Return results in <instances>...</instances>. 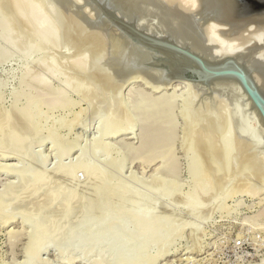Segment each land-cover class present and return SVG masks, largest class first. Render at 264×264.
<instances>
[{
	"label": "rangeland",
	"instance_id": "obj_1",
	"mask_svg": "<svg viewBox=\"0 0 264 264\" xmlns=\"http://www.w3.org/2000/svg\"><path fill=\"white\" fill-rule=\"evenodd\" d=\"M87 1L89 0H32V3L36 4H33L34 7L41 8L42 11L38 14L40 10L36 8V11L39 10L36 16L42 18L36 20H45L48 25V31L41 41V30L31 24V12L25 10L23 17L13 13L20 0H0V130H4L3 134L0 131V166L3 164L6 168H3V165L0 167V193L3 191L0 200L2 203L5 199L6 202L3 201V206L0 203L5 210L0 206V212L4 213L0 214V264H264V135H257V127L250 121L249 125L245 123L241 128L236 120L229 117L228 112L225 113L226 110L219 111L220 113H217L218 110L214 111L210 102L201 101L208 95L206 92L205 95L202 92L197 94L195 90H189L188 86L183 85L177 87L175 92L172 89L159 92L151 90L152 84H149L147 79L140 77L147 84L139 78L126 81L127 75L125 76L123 69L112 60L111 45H108L110 42L106 43L109 41L108 37L106 38L107 31L97 20L100 15L98 8L94 6L97 10L95 11L94 7H88ZM5 19L9 21L3 24ZM27 21L33 28L29 25V29ZM102 31L106 35H103ZM32 77L39 80L36 79L35 82ZM148 91L151 92L148 96H167L166 93L169 95L172 92L175 93L174 97L176 95V104H173L176 106H173L172 110L174 114L171 113L174 116H170L176 118H170L174 122L166 121L169 125L174 123V126L168 125L173 127V139H169H172L169 147L173 150L169 148L172 152L166 151L169 155L165 156L161 155L165 153L162 148L165 142L161 147L164 152L159 149L161 145L157 146L160 154L155 152L153 155L157 154L158 159L150 158L152 155L148 156V153L140 148L144 134L147 136V129H151L156 123L153 120L151 123L148 121L151 119L148 117L150 106L146 107L142 103L145 101L143 99L147 98ZM187 92L190 95H187ZM38 99L46 102L40 107V112L36 110L40 113L37 118H41L37 131L38 127L35 129V126L25 125L26 120L20 111L26 103L29 105ZM33 104L29 105L30 108ZM60 105H63V108ZM146 109H149V112ZM42 112H46V115L41 114ZM77 112H80L79 115H74ZM67 118L70 127L64 123ZM127 121H130V124ZM16 122L18 123L15 126ZM61 122L65 124L63 127ZM160 123L162 122L158 124ZM48 126H51V130ZM168 126L163 128V133L156 131L151 134L154 141H160L161 136L168 135ZM52 127L57 131V139V134L54 136L53 133L55 130L51 133ZM253 128H256L255 131ZM117 130L121 132L112 136L111 131ZM60 133L62 135H59ZM204 134L208 136L207 139ZM14 135H18L17 140ZM187 141L191 142L190 148ZM225 144L230 145L226 151L230 152L228 155L230 165L232 164L229 165V171H219L217 179L214 180L215 184L208 186V189L203 181L198 186H202V190L196 188L193 178L192 182L190 180L192 175L188 165L192 156L188 155L192 152L194 156L195 152H198L195 157L204 159L206 151L211 150L212 157L219 162L223 160V153L228 148ZM166 145L168 144L165 143ZM193 145L198 147L194 146L197 150L195 152ZM7 146L9 152L4 151ZM127 146L132 148V151ZM14 150L18 152L15 153ZM141 152L149 157L147 161L145 160L148 157L141 155ZM161 156L165 157V160H161ZM225 156L229 158L227 153ZM176 157L178 159H175ZM169 158L173 159V162ZM166 159L172 164L168 166ZM77 161L82 166L78 165ZM175 164L179 167H175ZM13 167L16 168L15 171ZM169 170L172 172H168ZM63 171L71 175L68 176ZM40 175H43V179ZM12 181L17 187L11 185V190L7 185ZM172 182L176 183L172 184L175 185L174 189L169 188ZM103 183L104 187L111 191L106 189L108 194L112 193L113 196L116 190L125 194L122 195L128 201L124 200L123 207L118 204V209L111 205V199L108 198L112 196L108 194L105 196L107 200L105 197L103 200L96 199V192ZM96 187H99L97 191ZM115 187L116 189H113ZM190 189H193L197 196H194L192 191L189 193ZM22 193H25L26 198ZM97 203H100L99 206ZM102 205H106V208L99 210ZM3 218H6L5 221ZM15 230L20 232L15 237L17 240L14 237L9 239L8 234ZM33 235L34 240L31 238ZM31 250L37 253L33 254Z\"/></svg>",
	"mask_w": 264,
	"mask_h": 264
},
{
	"label": "bare ground",
	"instance_id": "obj_2",
	"mask_svg": "<svg viewBox=\"0 0 264 264\" xmlns=\"http://www.w3.org/2000/svg\"><path fill=\"white\" fill-rule=\"evenodd\" d=\"M85 2V0H84ZM98 2L109 12L111 13L117 20H124L126 23L124 22H120L122 24H125V25H129V26H135L136 28H138L140 31L144 32V33H147L149 35H152V36H157L159 38H163V39H166L168 41H172L173 43H176L177 45L181 46V47H185V48H188L190 51L194 52V53H197L199 56H202L203 59H205L207 62H210V61H216V60H222L224 59L225 57H228V56H234L235 58H237L239 61L243 62L249 69H251V72H252V75L255 79V81L258 83V85L264 90V12H261V13H258V14H255V15H251V16H242L240 15L239 13V10L236 6H234V3H233V0H98ZM88 7H94L96 6V8H98V23L100 25H103V28L105 29V31H107L106 33L108 34V36H106V38L108 37L109 41H106L108 39H106V43L107 42H110L108 43V45L110 44L111 45V49H112V60L118 65L119 68L123 69V74H125L126 78L125 80L126 81H129L130 79L132 80H135V78H139L141 80V78H144V79H147L149 82V84H152V87L153 89L151 90H155V91H159V90H171L175 92V90L177 89V87H185V86H188L187 88H191L193 90L196 91L197 94L199 93H203L206 92V94L208 93L207 96L203 97L201 101H206V102H210L211 103V107L212 109L215 111V110H218L217 113L220 111L223 112V110L226 112L229 113V117L233 118L234 120H236V122L238 123V125H240L241 128H243V126H245L246 124L245 123H248L249 121L252 122L253 124H255L257 127V130L259 133H257V135H259L260 133H262L264 135V127L261 125L260 121H259V118L257 117L256 115V112L253 110L252 106H250L249 102L246 100L245 96L243 95L241 89L238 87L237 83L235 81H216L214 83V85L212 86V88L210 90H208L205 86H201V85H197V84H194L192 81L188 80V79H182V80H176V78L178 77H182L183 74H181L180 72H178L176 69H174L172 66H170L161 56L157 55L156 53L148 50L147 48L143 47L142 45L138 44L137 42H135L126 32L120 30L111 20L107 19L106 17H104V14H103V11L102 9L93 4L92 2L90 1H87L86 2ZM35 4L32 3V0H20V4L19 6L17 7L16 5V10L15 12L13 11V13H15V15H17L18 17H23L24 15V11L27 10L29 12H31V16L30 17V21H31V24L33 27H37L39 28V30H41V35L39 37H36V38H39V40L41 39V41L44 39L45 37V34L47 33L48 31V25H47V22L45 20H42V21H37L40 19V17L36 16V12H38L40 9L38 7L39 10L36 11V8L34 7ZM14 8V9H15ZM95 8V7H94ZM95 8V11H97ZM92 9V8H91ZM94 10V9H92ZM26 11V12H27ZM25 12V13H26ZM42 12L41 10L38 12V14ZM95 13V12H94ZM30 14V13H29ZM41 14V13H40ZM97 14V13H96ZM28 15V14H27ZM43 15V14H42ZM41 16V15H40ZM97 16V15H96ZM42 17V16H41ZM29 19V18H28ZM37 19V20H36ZM42 19V18H41ZM40 19V20H41ZM4 21V20H3ZM2 21V22H3ZM9 20L5 19L4 23L3 24H6V22H8ZM28 22V21H27ZM29 23V22H28ZM30 23L28 24V27H29ZM31 26V25H30ZM31 26V27H32ZM105 26V27H104ZM31 27H29V29H31ZM32 27V28H33ZM100 28H102L100 26ZM102 30V29H101ZM115 32V34H114ZM103 33V31H102ZM105 33H103L104 35ZM106 35V34H105ZM77 37V36H76ZM82 39V38H81ZM89 40H92V39H89ZM96 40V39H94ZM92 40V41H94ZM37 41V40H36ZM87 41V40H86ZM40 42V41H39ZM76 42V41H75ZM80 42V41H79ZM82 42V41H81ZM84 42V41H83ZM90 43V41H88ZM97 42V41H95ZM84 44V43H83ZM93 44V43H92ZM96 44V43H95ZM106 45V44H105ZM108 48V46H107ZM99 49V48H98ZM109 49V48H108ZM111 49H110V52H111ZM100 55V54H99ZM106 76V75H105ZM141 77V78H140ZM32 77V80L35 81L37 78H34ZM134 78V79H133ZM144 79L141 80L144 82ZM39 80V79H37ZM37 80L35 82H37ZM43 81V80H42ZM108 81V80H107ZM137 81V80H136ZM40 83H42L40 81ZM39 83V84H40ZM106 83V82H105ZM121 83V82H119ZM122 83H124V81H122ZM145 83V82H144ZM147 84V82L145 83ZM149 84H148V87H149ZM46 85V84H45ZM44 85V86H45ZM125 85V84H124ZM183 85V86H182ZM37 86V85H36ZM39 87V86H37ZM122 88V87H121ZM120 88V89H121ZM104 90V88H102ZM181 89V88H180ZM189 89V90H191ZM150 90V91H151ZM106 91V90H105ZM187 91V90H185ZM120 92V91H119ZM147 92V91H145ZM160 92V91H159ZM151 93V92H150ZM149 91H148V94H146L147 98L145 97V101H141L143 103L144 106L148 107L150 106V115L149 113L147 114L148 117H151L150 120V123H151V120L153 121H156V123L158 122H162L160 124L157 123H154V127L152 126L151 129H147L146 133H147V136H145L144 134V137L142 138L143 140H141V150L143 152H145L146 154L148 153V156L149 155H152L150 156V158H156L158 159L156 156H158L157 154H160V150L163 148L165 150V153H161V155L165 154L166 155H169L168 152L166 151H169L170 153L172 151H170V148L169 145L171 146V141H172V128L173 127H169L170 125L171 126H174V123L173 124H170V121H173L171 120L170 118H176V117H170V116H174V115H171L172 113V110H174V107L173 106H176V105H173V104H176L175 100H176V95L174 97V94L173 92L171 94L168 95V93H165L167 94V96L165 94H161L159 96H148L150 95ZM153 93V92H152ZM155 93V92H154ZM157 93V92H156ZM170 93V92H169ZM192 93V92H191ZM201 93V94H202ZM194 94V93H192ZM196 94V95H197ZM114 95V94H113ZM152 95V94H151ZM187 95H190L188 94L187 92ZM195 95V96H196ZM115 96V95H114ZM177 96H179L177 94ZM192 96V95H191ZM198 96V95H197ZM143 97V96H142ZM202 97V96H201ZM117 98V97H116ZM142 99V98H141ZM35 102V101H34ZM33 102V103H34ZM46 102L45 100L43 101V99H38L34 104H33V107L30 108V106H32V104L29 106V105H26L28 103L25 104V106L21 107V111L20 113L24 116V120H26L25 122V125L26 126H30L32 125L31 127H34L35 129L38 127V124H39V120L41 119L40 116L39 118H37L38 115H40V113L38 114L37 112L41 111L42 108H40L42 106V104ZM51 102V101H50ZM49 102V103H50ZM71 105V102L68 101ZM175 102V103H173ZM48 103V105H49ZM141 103V104H142ZM68 104V103H67ZM139 104V105H141ZM44 105H47V104H44ZM47 105V106H48ZM66 105V103H65ZM55 106V105H54ZM57 106V105H56ZM61 107L63 105H60ZM178 106V105H177ZM185 106V105H184ZM46 107V106H45ZM65 107V106H64ZM69 107V105L67 106ZM138 107V106H137ZM142 107V105L140 106ZM145 107V108H146ZM40 108V109H39ZM48 108V107H46ZM51 108H53V106L51 105ZM56 108V107H55ZM63 108V107H62ZM61 108V109H62ZM123 108V107H122ZM143 108V109H145ZM181 108V107H180ZM186 108V107H185ZM34 111H32V110ZM49 109V108H48ZM60 109V108H59ZM38 110V111H36ZM52 110V109H51ZM54 110V109H53ZM63 110V109H62ZM70 110V109H69ZM82 110V109H81ZM82 111H85V110H82ZM123 111V110H122ZM145 111V110H144ZM184 111V110H183ZM182 111V112H183ZM212 111V110H211ZM213 111V112H214ZM51 112V111H50ZM69 113L71 112H74V111H68ZM180 112V111H179ZM185 113L187 112V109H185L184 111ZM219 112V113H220ZM46 113V112H45ZM45 113H41V114H45ZM68 113V114H69ZM76 113V112H75ZM80 113V112H79ZM79 113L77 112V114H74V115H79ZM125 114V112H123ZM227 113V114H228ZM19 114V112H18ZM55 114V113H54ZM128 114V113H126ZM174 114V113H172ZM178 114V113H177ZM182 114V113H181ZM192 114V113H190ZM22 115L19 114V116L22 117ZM46 115V114H45ZM45 115L43 117H45ZM52 115V113H51ZM67 115V113H66ZM121 115V114H120ZM123 115V114H122ZM186 115V114H185ZM188 115V114H187ZM186 115V116H187ZM219 114H217L218 116ZM1 116V115H0ZM3 116V115H2ZM56 116V115H55ZM62 116V114H61ZM116 116V115H115ZM114 116V117H115ZM119 115H117L118 117ZM181 116V115H180ZM183 116V115H182ZM181 116V117H182ZM190 116V115H189ZM18 117V116H17ZM48 117V116H46ZM50 117V116H49ZM53 115L51 116V119ZM57 117V116H56ZM110 117V116H109ZM108 117V118H109ZM129 117V115H128ZM228 117V116H227ZM19 118V117H18ZM37 118V119H36ZM60 118V117H59ZM111 118V117H110ZM120 118V117H119ZM123 118V117H122ZM127 118V117H126ZM145 118V117H144ZM189 117H187L188 119ZM230 118V119H231ZM2 119V117H0V120ZM20 119V118H19ZM43 119V118H42ZM48 119V118H47ZM71 119V118H69ZM73 119V117H72ZM71 119V120H72ZM184 119V118H182ZM191 119V118H190ZM190 119L188 122H190ZM192 119H194V117H192ZM191 119V120H192ZM227 119V118H226ZM229 119V118H228ZM227 119V120H228ZM18 120V119H17ZM15 120V121H17ZM37 120V121H36ZM70 120V121H71ZM74 120V119H73ZM109 120V119H108ZM111 120H116V119H111ZM119 120V119H118ZM125 120V119H124ZM128 120V119H127ZM170 120V121H169ZM176 120V119H175ZM199 120V119H198ZM226 120V121H227ZM4 121V120H3ZM13 121V122H15ZM43 121H45L43 119ZM53 121V120H52ZM56 121V120H54ZM53 121V122H54ZM58 121V120H57ZM60 121V120H59ZM107 121V120H106ZM117 121V120H116ZM146 121V120H145ZM169 122L167 124V122ZM2 122V121H1ZM8 122V121H7ZM12 122V121H11ZM38 122V123H37ZM51 122V121H50ZM119 122V121H118ZM123 122V121H122ZM128 122V121H127ZM126 122V123H127ZM174 122V121H173ZM186 122V121H185ZM193 122V121H192ZM196 122V120H195ZM194 122V123H195ZM3 123V122H2ZM18 122L15 123V126ZM57 123V122H56ZM62 123V122H61ZM64 123L67 125L69 124V120L68 118L64 121ZM70 123H73V122H70ZM106 123V122H105ZM110 123V122H109ZM109 123H107L109 125ZM115 123V121H114ZM130 124V121L128 122ZM166 123L167 126L170 128V132L168 133L167 136H164L163 137L161 136V140L160 141H154V139L151 137V134L154 133V132H159V133H163L164 130L163 128L165 129V127L167 128V126L164 124ZM176 123V121H175ZM227 123H230V122H226ZM232 123V122H231ZM4 124V123H3ZM11 124H14V123H11ZM44 124V123H43ZM46 124V123H45ZM51 124V123H50ZM63 124V123H62ZM61 124V125H62ZM63 124L62 127L65 125ZM106 124V125H107ZM120 124V123H119ZM122 124V123H121ZM187 124V123H186ZM189 124V123H188ZM251 124V123H250ZM8 125V123H7ZM24 125V124H23ZM37 125V126H36ZM42 123H40V127H41ZM53 125V124H52ZM59 124H57L58 126ZM60 125V127H61ZM70 125V124H69ZM68 125V126H69ZM105 125V127H106ZM110 129H112V121H111V124H110ZM115 125V124H114ZM176 125L175 124V128H176ZM198 125V124H197ZM249 125V123L247 124ZM5 126V125H4ZM14 126V125H13ZM18 126V125H17ZM56 126V127H57ZM71 126V125H70ZM69 126V127H70ZM117 126V125H116ZM115 126V128H116ZM130 126V125H128ZM188 126V125H187ZM186 126V127H187ZM9 127V126H7ZM11 127V126H10ZM25 127V126H24ZM51 127V126H50ZM49 126L47 128H50ZM150 127V126H149ZM195 127V126H194ZM229 127V125H228ZM227 127V128H228ZM5 128V127H4ZM19 128V127H17ZM16 128V129H17ZM29 130L30 127H28ZM54 127H52V131L51 133L55 130H53ZM59 128V127H58ZM67 128V127H65ZM109 128V126H108ZM108 128L107 131H108ZM114 128V129H115ZM119 128V127H118ZM129 128V127H128ZM189 128V127H188ZM187 128V129H188ZM10 129V128H9ZM61 129V128H59ZM193 129V128H192ZM254 129V128H253ZM256 129V128H255ZM254 129V131H255ZM18 130V129H17ZM33 130V128H32ZM31 130V131H32ZM39 130V127L37 129V131ZM41 130V129H40ZM45 130V129H43ZM51 130V128H50ZM62 130V129H61ZM105 130V129H104ZM122 130V129H121ZM121 130H117L116 132L114 131H111L112 132V136L114 135H118ZM163 130V131H162ZM168 130V129H167ZM166 130V131H167ZM174 130V129H173ZM256 130V131H257ZM1 131V130H0ZM14 131V130H13ZM35 130V132H37ZM48 131V130H47ZM56 131V130H55ZM53 132L55 133L54 136L57 134V131L56 132ZM128 131V129H127ZM165 131V132H166ZM193 131V130H192ZM195 131V129H194ZM4 130L1 131V134H3ZM15 132V131H14ZM20 132V130H19ZM18 132V133H19ZM69 132V131H68ZM123 132H126V131H122ZM174 132V131H173ZM190 132V131H188ZM17 133V132H16ZM17 133V134H18ZM21 133V132H20ZM39 133V132H38ZM37 133V134H38ZM66 133V132H65ZM109 133V132H107ZM145 133V132H144ZM176 133V131H175ZM183 133H185L183 131ZM191 133V132H190ZM194 133V132H192ZM5 134V133H4ZM12 134V133H11ZM47 134V132H46ZM111 134V133H110ZM7 135V134H6ZM21 135V134H20ZM19 135V136H20ZM52 136V134H50ZM59 135H62L61 133ZM107 135V134H106ZM122 135V134H121ZM182 135V134H181ZM184 135V134H183ZM1 136V135H0ZM9 136V134H8ZM16 136V135H14ZM13 136V137H14ZM22 136V135H21ZM50 136V137H51ZM52 136V137H54ZM66 136V135H65ZM64 136V137H65ZM193 136H195V133L193 134ZM205 136V134H204ZM261 136V134H260ZM5 137V136H4ZM11 137V138H13ZM17 137L18 135L14 138L15 140H17ZM58 137V134L56 136L55 139H57ZM62 137V136H60ZM175 137V136H174ZM182 137V136H181ZM180 137V138H181ZM190 137V136H189ZM192 137V136H191ZM202 137V136H201ZM206 137V136H205ZM264 137V136H263ZM3 138V137H2ZM6 138V137H5ZM21 137H19L20 139ZM170 138H172L171 140H169ZM177 138V136L175 137ZM179 138V137H178ZM179 138V139H180ZM186 138V137H185ZM208 138V136L206 137V139ZM262 138V137H261ZM18 139V140H19ZM61 139V138H60ZM64 139V138H63ZM193 139V138H192ZM211 139V138H210ZM264 139V138H263ZM1 140V139H0ZM3 140V139H2ZM65 140V139H64ZM187 140V139H186ZM190 140V138H189ZM204 140V139H203ZM21 141V139H20ZM192 141V140H191ZM194 141L196 142L195 138H194ZM210 141V140H209ZM263 141V140H262ZM1 142V141H0ZM5 142V141H4ZM9 142V140H8ZM12 142V141H11ZM168 144L165 146V143ZM169 142V143H168ZM173 142H175L173 140ZM179 142V141H178ZM189 142V145L188 147L190 148L192 145L190 144L191 142L190 141H187ZM193 142V141H192ZM203 142V141H202ZM207 142V141H206ZM225 142V141H224ZM13 143V142H12ZM19 141H18V145H19ZM122 143V142H121ZM158 143V144H157ZM164 143V147H162ZM194 143V142H193ZM210 143V142H209ZM223 143V142H222ZM228 143V142H227ZM4 144V143H3ZM8 144V143H7ZM15 144V143H14ZM63 144V143H62ZM66 144V143H65ZM69 144V143H68ZM195 144V143H194ZM206 144V143H205ZM263 144H264V141H263ZM11 145V144H10ZM9 145V146H10ZM17 145V143H16ZM119 145V144H118ZM161 145V146H160ZM173 145V144H172ZM179 145V144H178ZM181 145V144H180ZM228 145V146H226ZM14 146V145H12ZM11 148H14L12 147ZM20 146V145H19ZM64 146V145H63ZM62 146V147H63ZM68 146V145H66ZM72 146V145H71ZM108 146V145H107ZM129 146V145H128ZM127 146V148H128ZM157 146L159 147L160 146V150H157ZM174 146V145H173ZM185 146V144H184ZM197 145H193V147ZM227 148V150H225L224 148V153H223V160L217 162L216 158H214V156L212 157L211 155V150H208L206 151V153L202 154L203 157H205L204 159L202 157H195L196 154L198 152H195L197 150H195L196 148L194 147L193 151L196 153L192 154L191 152V155H188L187 154V151L189 149H186V154L190 157L192 156V158L189 159V169H190V173L192 175V177H190V180L192 182V179L193 178V183H194V186H196V188H198V186L200 185L201 181H203L202 183H206V189H208V186L210 187L212 184H215L214 180L217 179V176H218V173L219 171H226V169L228 170L230 167V156L228 155L230 152H226L228 151L229 149V144H225ZM70 147V146H69ZM162 147V148H161ZM168 147V149H166ZM181 147V146H180ZM192 147V148H193ZM203 147V146H202ZM208 149L210 148V144H208ZM213 147V146H212ZM7 148V149H6ZM5 148L4 151H8V146ZM16 148V147H15ZM19 148V147H18ZM74 148V147H73ZM109 148V147H108ZM126 148V147H125ZM134 148V147H133ZM155 148V149H154ZM170 148V149H169ZM185 148V147H184ZM214 148V147H213ZM264 148V147H263ZM262 148V149H263ZM66 149V148H64ZM63 149V150H64ZM72 149V148H71ZM129 149V148H128ZM212 149V148H211ZM231 149V147H230ZM10 150H13V149H10ZM17 150V148H16ZM16 150H14L13 152H15ZM22 150V149H21ZM20 150V152H21ZM62 150V149H60ZM67 150H69V148H67ZM130 151H132V148L129 149ZM134 150V149H133ZM156 150V151H155ZM164 150H161V152ZM173 150V148H172ZM185 150V149H184ZM183 150V151H184ZM192 150V149H191ZM72 151V150H71ZM205 151V150H204ZM232 151V149H231ZM263 151V150H262ZM9 152V151H8ZM12 152V151H11ZM18 152V151H17ZM15 152V153H17ZM112 152V151H111ZM155 152H157V154H155V156L153 155ZM159 152V153H158ZM190 152V151H189ZM193 152V153H194ZM201 152V151H199ZM213 152V151H212ZM62 153V151H61ZM66 153V152H65ZM142 153V152H141ZM168 153V154H166ZM174 153V152H173ZM227 153V156L226 155ZM5 154V153H4ZM9 154V153H8ZM11 154V153H10ZM68 154V153H66ZM146 154L145 157H148ZM185 154V155H186ZM199 154V153H198ZM249 154V153H247ZM264 154V152L262 153ZM64 155V153H63ZM143 155V153L141 154ZM143 155V156H144ZM183 155V154H182ZM258 155V154H257ZM4 156V155H3ZM7 156V155H6ZM160 156V155H159ZM174 156V155H172ZM187 156V157H188ZM199 156V155H198ZM144 157V158H145ZM163 157V156H161ZM168 157V156H167ZM171 157V156H170ZM178 157V156H177ZM175 158V159H178V158ZM263 158V156H260ZM13 158V157H12ZM83 158V157H82ZM143 158V157H142ZM160 158V157H159ZM165 157L161 158V160H163ZM173 158V157H172ZM79 159V158H78ZM149 159V157L145 160L147 161ZM170 160H172L171 162H173V159L169 158ZM168 159V160H169ZM80 161H82V159H79ZM85 159H83L84 161ZM160 160V159H159ZM165 160V159H164ZM191 160V161H190ZM252 160V159H251ZM151 161V159L149 160ZM167 161V159H166ZM165 161V162H166ZM175 161V160H174ZM249 161V160H248ZM255 161V160H253ZM263 161V160H262ZM79 161H77L78 163ZM86 161H84V164ZM164 162V163H165ZM168 162V161H167ZM166 162V163H167ZM170 162V161H169ZM168 162V163H169ZM178 162V160H177ZM176 162V163H177ZM149 163V162H148ZM152 163V162H150ZM175 163V162H174ZM249 163V162H248ZM6 164V163H5ZM162 164V163H161ZM160 164V166H161ZM172 164V163H171ZM170 163L167 164L168 166L171 165ZM247 164V163H246ZM3 165V164H2ZM1 165V166H2ZM10 165V164H9ZM78 165H80L78 163ZM166 165V164H165ZM176 165L178 164H175V167ZM232 165V164H231ZM230 165V166H231ZM249 165V164H248ZM0 166V167H1ZM6 166V165H5ZM8 166V165H7ZM6 166V167H7ZM12 166V165H11ZM63 166V165H62ZM65 166V165H64ZM68 166V165H66ZM77 166V164H76ZM82 166V164L80 165ZM85 166V165H84ZM174 166V164H173ZM246 166V165H245ZM251 166V165H250ZM254 166V165H253ZM18 167V166H17ZM78 167V166H77ZM171 167V166H170ZM179 167V165H178ZM3 168L4 165H3ZM9 168V167H8ZM11 168V167H10ZM15 168V167H13ZM76 168V167H75ZM80 168V167H79ZM159 168V166H158ZM169 168V167H168ZM260 168V167H259ZM6 169V168H5ZM64 170V168H61ZM67 169V168H66ZM165 169V168H164ZM173 169V168H172ZM179 169V168H178ZM188 169V167H187ZM186 169V170H187ZM188 169V170H189ZM251 169V168H249ZM253 169V168H252ZM261 169V168H260ZM14 171L16 170L13 169ZM19 170V169H18ZM24 170V169H23ZM59 170V168H58ZM75 170V169H74ZM72 168V171L73 173H75ZM175 170V169H174ZM259 170V169H258ZM28 171V170H27ZM26 171V173H27ZM61 171V170H60ZM99 171V170H97ZM229 171V170H228ZM261 171V170H260ZM259 171V172H260ZM8 172V171H7ZM12 172V171H11ZM19 172H21L19 170ZM23 172V171H22ZM25 172V171H24ZM37 172V171H36ZM35 172V174H36ZM57 172V171H56ZM62 172V171H61ZM60 172V173H61ZM67 172V170H66ZM63 171V173H66ZM95 172V171H94ZM170 172V170L168 171ZM172 172V171H171ZM170 172V173H171ZM176 172V171H174ZM10 173V172H9ZM42 173V172H41ZM51 173V172H50ZM59 173V172H58ZM70 173V171H69ZM188 173V172H187ZM189 173V174H190ZM227 173V172H226ZM255 173V172H254ZM19 174V173H18ZM24 174V173H22ZM34 174V175H35ZM38 174V172H37ZM54 174V173H53ZM67 174V173H66ZM65 174V175H66ZM173 174V173H172ZM188 174V175H189ZM256 174V173H255ZM263 174V172H262ZM21 175V174H20ZM19 175V176H20ZM51 175V174H50ZM68 175V174H67ZM66 175V176H67ZM71 175V174H69ZM68 175V176H69ZM16 176V175H15ZM37 176V175H36ZM41 176V175H40ZM172 176V175H171ZM175 176H176V173H175ZM257 176V175H256ZM259 176V174H258ZM257 176V178H258ZM263 176V175H262ZM18 177V176H16ZM21 177V176H20ZM19 177V178H20ZM26 177V176H25ZM48 177V176H47ZM71 177V176H70ZM76 177V176H75ZM18 178V179H19ZM24 178V176H23ZM37 178V177H36ZM41 178L43 179V175L41 176ZM45 178V177H44ZM72 178V177H71ZM74 178V176H73ZM22 180V178H20ZM76 179V178H75ZM26 180V179H25ZM29 180V179H28ZM38 180V179H37ZM36 180V181H37ZM45 180V179H44ZM43 180V181H44ZM189 180V181H190ZM260 180V179H259ZM10 181V180H9ZM20 181V180H19ZM33 181V180H32ZM30 180V182H32ZM73 181V180H72ZM24 182V181H23ZM29 182V181H27ZM74 182V181H73ZM72 182V183H73ZM214 182V183H213ZM217 182V181H216ZM9 184V182H7ZM40 183V182H39ZM174 182H172L170 184V189H174L173 186L175 185H172ZM192 183V184H193ZM30 184V183H29ZM35 184V183H34ZM37 184V182H36ZM100 184V182H99ZM104 184V183H103ZM176 184V183H174ZM11 185H13L14 187L16 185L13 184V181L12 183H10V185H7L8 187H10ZM107 185V184H106ZM217 185V184H216ZM33 186V184L31 185ZM98 186V185H97ZM101 186V185H100ZM99 186V187H100ZM104 185H102V187H96V191L98 189V191L96 192V199H100V200H103V198L105 196H107L108 194V191H106V189H108L107 187H104ZM110 186V185H108ZM115 186V185H114ZM179 186V185H178ZM177 186V187H178ZM193 186V187H194ZM218 186V185H217ZM6 187V188H8ZM17 187V186H16ZM29 187V186H28ZM35 186H33L34 188ZM104 187V188H103ZM111 187V186H110ZM192 187V186H191ZM202 187V186H201ZM199 187L198 189H201L202 188ZM216 187V186H215ZM6 188H4L6 190ZM11 190H12V187H10ZM19 188V187H18ZM21 188V187H20ZM23 188V187H22ZM3 189V190H4ZM14 189V188H13ZM24 189V188H23ZM32 189V188H31ZM36 189V188H35ZM112 189V188H111ZM113 189H116L113 188ZM168 189V190H170ZM204 189V188H203ZM8 190V189H7ZM10 190V189H9ZM16 190V189H15ZM20 190V189H19ZM18 190V191H19ZM109 190V189H108ZM193 190V189H192ZM190 189L189 193L192 191ZM197 190V189H196ZM14 191V190H13ZM22 191V190H21ZM24 191V190H23ZM115 191V190H114ZM117 191V190H116ZM113 192V196H112V193L108 194V195H111L112 198H108L110 200V204L113 205L114 207H118V204H121L124 202V200L126 199L125 197H123V192L121 193H118L117 192ZM200 191V190H199ZM206 191V190H205ZM3 191H1L2 193ZM5 193H7L6 191H4ZM35 192V190H34ZM109 192H111L109 190ZM198 192V191H197ZM250 192V191H249ZM0 193V194H1ZM10 193V192H9ZM8 193V194H9ZM193 193V191L191 192ZM6 194V195H8ZM23 196L25 193H22ZM21 194V195H22ZM30 194V192L28 193ZM32 194V193H31ZM95 194V193H94ZM123 194V195H122ZM187 196L188 194L185 193ZM194 194V193H193ZM191 194V195H193ZM196 194V193H195ZM194 194V196H195ZM199 194V193H198ZM201 194V193H200ZM5 195V196H6ZM12 195H15V194H12ZM11 195V196H12ZM34 195V194H32ZM95 195V196H96ZM3 196H4V193H3ZM10 196V195H8ZM26 196V195H25ZM24 196V198H26ZM94 196V195H93ZM94 196V197H95ZM193 196V197H194ZM197 196V194H196ZM254 196V195H252ZM258 196V194H257ZM19 197V196H18ZM29 197V196H27ZM31 197V196H30ZM48 197V196H47ZM109 197V196H108ZM2 198V197H1ZM0 198V199H1ZM16 198V197H15ZM33 198V197H31ZM107 197H105L106 199ZM140 198V196H139ZM201 198V197H200ZM4 199V197H3ZM14 199V198H13ZM20 199H21V196H20ZM23 199V198H22ZM30 199V198H29ZM128 199V198H127ZM193 199V198H192ZM2 200V199H1ZM1 200H0V203H1ZM5 200V199H4ZM3 200V201H4ZM9 200V198H8ZM7 200V201H8ZM43 200V199H42ZM41 200V202H42ZM50 200V198H49ZM97 200V202H98ZM107 200V199H106ZM105 200V201H106ZM143 200V199H142ZM190 200V199H189ZM196 200H198V197L196 198ZM2 201V203H3ZM25 201V200H24ZM37 201V200H35ZM39 201V200H38ZM46 201V200H44ZM43 201V202H44ZM128 201V200H125V202ZM195 201V199H194ZM5 202V201H4ZM31 202V201H29ZM28 202V203H29ZM51 202V201H50ZM107 202V201H106ZM1 203V204H2ZM6 203V202H5ZM16 203V202H15ZM194 203V202H193ZM4 204V203H3ZM2 204V206H3ZM12 204V202H11ZM21 204V203H20ZM40 204V203H39ZM98 204V203H97ZM100 204V203H99ZM99 204L97 206H99ZM101 204H102V201H101ZM196 204V202H195ZM193 204V205H195ZM7 205H9V203H7ZM6 205V206H7ZM16 205V204H15ZM29 205H31V203H29ZM37 205V204H36ZM104 205V204H103ZM100 206V209L98 207L99 210H104V207L106 208V205L105 206ZM120 205V206H121ZM197 205V204H196ZM1 206V205H0ZM1 206V209H3ZM4 206V207H6ZM10 206V205H9ZM19 206V205H18ZM28 206V205H27ZM32 206V205H31ZM40 206V205H39ZM109 206V204H107V207ZM8 207V206H7ZM35 207V206H34ZM123 207V205H122ZM42 208V206H41ZM109 208V207H108ZM6 209V208H5ZM21 209V208H19ZM25 209L27 210V208L25 207ZM111 209V208H110ZM119 209V207H118ZM123 209V208H122ZM4 210V209H3ZM25 210V211H26ZM36 210V209H35ZM34 210V211H35ZM106 210V209H105ZM113 210V209H112ZM110 210V211H112ZM117 210V209H116ZM1 211V210H0ZM5 211V210H4ZM3 211V212H4ZM16 211V210H15ZM28 211V210H27ZM26 211V212H27ZM31 211V210H30ZM119 211V210H117ZM116 211V212H117ZM7 212V211H6ZM9 212V211H8ZM13 212V211H11ZM18 212H21V211H18ZM17 212V213H18ZM24 212V210H23ZM29 212V211H28ZM100 212V211H99ZM105 212V211H104ZM113 212V211H112ZM14 213V212H13ZM11 213V214H13ZM39 213V212H38ZM101 213V212H100ZM115 213V212H114ZM119 213V212H118ZM117 213V215H118ZM0 214H4V213H1ZM10 215V212L8 213ZM25 214V213H24ZM6 215V214H5ZM8 215V217H9ZM17 215V214H16ZM33 215V214H32ZM37 215V214H35ZM15 215H13L12 217H14ZM26 216V215H25ZM1 217V216H0ZM7 217V216H6ZM11 217V216H10ZM11 217V218H12ZM30 217V216H29ZM32 217V216H31ZM15 218V217H14ZM13 218V220H14ZM6 219V218H5ZM5 219L3 218V220L5 221ZM4 223V222H3ZM10 227V226H9ZM14 230V229H13ZM16 231V230H15ZM15 231H10V235L8 234L9 239L10 238H15L17 233H15ZM22 232V231H21ZM27 232V231H26ZM25 232V233H26ZM40 232V231H38ZM20 233V232H19ZM31 233V232H30ZM29 233V234H30ZM24 234V233H23ZM28 234V233H27ZM20 235V234H19ZM25 235V234H24ZM18 236V235H17ZM31 236V235H29ZM37 236H38V233H37ZM21 237V236H20ZM34 235L33 237V240H34ZM92 237V236H91ZM90 237V238H91ZM98 237H100L98 235ZM39 238V237H38ZM41 238V237H40ZM43 238V237H42ZM16 239V238H15ZM19 239V238H18ZM27 239V238H26ZM29 239V238H28ZM84 239V238H83ZM87 239V238H86ZM95 239V237H94ZM92 239V240H94ZM17 240V239H16ZM32 241V239H29V241ZM37 240V238L35 239ZM40 240V239H39ZM12 241V239H11ZM14 241V239H13ZM28 241V242H29ZM97 241V240H96ZM95 241V242H96ZM27 242V241H26ZM35 243V242H34ZM33 243V245H34ZM30 244V243H28ZM25 245V244H24ZM31 246H33L32 244H30ZM36 245V244H35ZM31 246L30 249L32 248ZM37 246V245H36ZM28 247V248H29ZM39 247V245H38ZM41 247V246H40ZM27 248V247H26ZM33 249V248H32ZM41 249V248H40ZM39 249V250H40ZM44 249V248H42ZM25 250V249H24ZM35 250V249H33ZM26 251V250H25ZM43 251V250H42ZM31 252H33L31 250ZM35 252V253H34ZM33 254H36L37 251H34ZM29 253H30V250H29ZM26 254V252H25ZM31 254V255H33ZM29 256V254L27 255ZM36 256V255H35ZM34 256V257H35ZM31 258V257H30ZM188 259V258H186ZM69 261V260H68ZM191 261V260H190ZM68 263V262H67ZM70 263V262H69ZM186 263V262H185ZM194 263V262H193Z\"/></svg>",
	"mask_w": 264,
	"mask_h": 264
},
{
	"label": "water",
	"instance_id": "obj_3",
	"mask_svg": "<svg viewBox=\"0 0 264 264\" xmlns=\"http://www.w3.org/2000/svg\"><path fill=\"white\" fill-rule=\"evenodd\" d=\"M89 1L99 6L104 17L111 20L120 30L126 32L135 42L161 56L170 66L183 74L176 80L188 79L194 84L205 86L208 90L216 81H235L264 127V90L255 81L251 69L243 62L234 56L207 62L202 56L188 48L144 33L133 25L120 23L126 22L117 20L98 0ZM233 3L242 16L264 12V0H233Z\"/></svg>",
	"mask_w": 264,
	"mask_h": 264
}]
</instances>
